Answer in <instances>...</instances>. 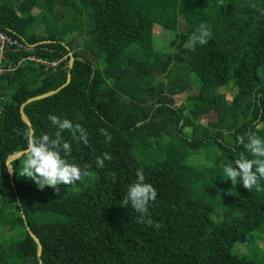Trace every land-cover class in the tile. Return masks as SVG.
Listing matches in <instances>:
<instances>
[{
    "label": "trees",
    "instance_id": "16d2710c",
    "mask_svg": "<svg viewBox=\"0 0 264 264\" xmlns=\"http://www.w3.org/2000/svg\"><path fill=\"white\" fill-rule=\"evenodd\" d=\"M201 22L208 43L186 48ZM155 29L170 34L167 52L155 48ZM0 33L29 49L7 50L0 76V264H39L29 232L42 264H264V192L223 173L245 151L238 136L264 138V0H0ZM68 73L66 87L22 113L37 137L57 131L49 114L86 129L88 145L62 135L67 159L92 165L90 175L59 193L20 190L15 180L14 191L6 162L23 153L29 130L20 108L61 88ZM213 112L215 122L195 126ZM105 152L112 159L97 168ZM9 166L15 178L21 157ZM138 169L157 190L145 217L152 225L122 205Z\"/></svg>",
    "mask_w": 264,
    "mask_h": 264
},
{
    "label": "clouds",
    "instance_id": "9594fccd",
    "mask_svg": "<svg viewBox=\"0 0 264 264\" xmlns=\"http://www.w3.org/2000/svg\"><path fill=\"white\" fill-rule=\"evenodd\" d=\"M211 36V27L201 22L185 47L206 45ZM48 119L57 129L54 136L45 133L37 137L30 129L22 133L27 146L22 153L19 176L33 181L40 190L51 187L59 193L60 185H75L90 175L88 169L92 167L86 164L81 168L67 159L71 155L72 146L62 133L69 131L74 140L83 142L84 145H88L89 138L86 129L78 123L74 125L70 119H62L52 114H49ZM100 132L105 136L106 142L110 143L111 134L106 129H100ZM237 141L245 151L240 152L234 162L225 165L223 173L231 180L233 186L242 182L244 188L250 192L254 188L256 191L264 192V186L261 184L264 181V138L250 133L238 136ZM111 159L107 152L103 153V157L96 156V167L103 168L105 160ZM125 193L122 205L125 207L130 205L131 209L139 214L138 222L152 225L151 219L145 220V217L149 213L150 202L157 199V190L152 184L145 182L142 169L137 170L136 181L128 186ZM154 226L158 229L160 224L156 223Z\"/></svg>",
    "mask_w": 264,
    "mask_h": 264
},
{
    "label": "rangeland",
    "instance_id": "374dc122",
    "mask_svg": "<svg viewBox=\"0 0 264 264\" xmlns=\"http://www.w3.org/2000/svg\"><path fill=\"white\" fill-rule=\"evenodd\" d=\"M154 34L158 37V39H157V41L155 43V48L157 50H161L162 52H167L168 50H167L166 46L168 45L169 40L171 38L170 34L169 33L161 34V32L159 30H157V29L154 30ZM182 44L183 43H181L180 40H178V42L176 43L175 47L179 48V47L182 46ZM172 52H174V51H172ZM190 63H191V67H192V72L194 74H196V75H200L202 71H201L200 67L197 65L196 60H195L194 57H191ZM171 75H172V70H171ZM159 80L168 81L169 80V76H168V78H165V77L163 78L162 77ZM220 93H225L227 102L228 103L231 102L232 97L227 92H225L224 89H221ZM184 99H185V95L177 96L175 98L176 106L180 105L184 101ZM215 121H216V113L213 112V113H210V114L204 116L200 120V123L196 124L195 126L198 127V128L204 129L205 125H207L209 122H215ZM263 128H264L263 126H259L258 130H261ZM201 160H203L206 163L209 162V159L207 157H203V158H201ZM14 180H15V182H17V184H19L20 190H27V189H29V188H31L33 186L37 187L33 181H31V180H29V179H27L25 177L19 176V174L15 176ZM179 187H180V190H182L183 192L187 191V189H188V185H187V183L185 181H182L180 183ZM5 214H15V215H17L15 205L6 204L5 205ZM6 231H7V228L0 227V234L3 233V232H6ZM257 233L260 234V236H262V234H263V232L261 230H257ZM260 239H261V241L258 242V247L263 250L262 254H261L263 256L264 255V237H261ZM239 248H240L239 246L234 248L233 253L239 254V251H238ZM243 252L246 253V250H244ZM31 264H37L36 260L32 259Z\"/></svg>",
    "mask_w": 264,
    "mask_h": 264
},
{
    "label": "water",
    "instance_id": "95a60500",
    "mask_svg": "<svg viewBox=\"0 0 264 264\" xmlns=\"http://www.w3.org/2000/svg\"><path fill=\"white\" fill-rule=\"evenodd\" d=\"M72 62H73V60L71 59V61L69 62V65H68V68H69V69L72 68ZM69 82H70V73H68V75H67V79H66V83H65V85H63L61 88H59V89L56 90V91H53V92L47 93V94H45V95H42V96H40V97H37V98H34V99H30V100H28L25 104H23V105L21 106V108H20L21 119L27 124V126H28V128H29L30 130H32L31 125H30V123L26 120L24 114L22 113V108H23L26 104H28V103H31V102H33V101H37V100H41V99H44V98H48V97H50V96H52V95L58 93L62 88L66 87V86L69 84ZM32 131H33V130H32ZM20 157H22V153H18V154H16V155L10 157V158L7 160V162H6V166H7V168H8V173H9V181H10V185H11V187L13 188L14 191H15L14 175H13L11 169H10L9 163L12 162V161H14V160H16V159H18V158H20ZM27 230H28V229H27ZM29 235H30V237H31V238L36 242V244H37V247H38V250H37V259H38L39 264H42V262H41V260H40V256H41V246H40V243L38 242V240H37L32 234H30V232H29Z\"/></svg>",
    "mask_w": 264,
    "mask_h": 264
},
{
    "label": "built area",
    "instance_id": "2783aa9c",
    "mask_svg": "<svg viewBox=\"0 0 264 264\" xmlns=\"http://www.w3.org/2000/svg\"><path fill=\"white\" fill-rule=\"evenodd\" d=\"M10 48H19V49H22L25 51L29 50L26 45H23V44L19 43L17 40L12 39V38L8 37L7 35L0 33V76L4 73L5 70H7L5 68V66H6L5 54H6V51L9 50ZM27 60L35 61V62L41 63V64H45L41 60H36L34 58H28ZM58 63L59 62L52 63L50 66L52 68H55Z\"/></svg>",
    "mask_w": 264,
    "mask_h": 264
}]
</instances>
